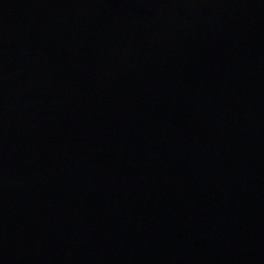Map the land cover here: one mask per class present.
<instances>
[{"label": "water", "instance_id": "obj_1", "mask_svg": "<svg viewBox=\"0 0 264 264\" xmlns=\"http://www.w3.org/2000/svg\"><path fill=\"white\" fill-rule=\"evenodd\" d=\"M0 264H264V0H0Z\"/></svg>", "mask_w": 264, "mask_h": 264}]
</instances>
